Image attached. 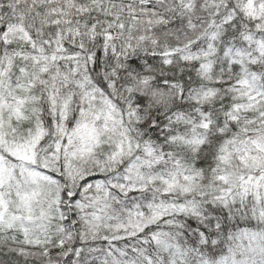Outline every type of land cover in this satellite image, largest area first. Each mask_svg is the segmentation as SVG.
Listing matches in <instances>:
<instances>
[{
	"label": "snow or ice",
	"instance_id": "obj_1",
	"mask_svg": "<svg viewBox=\"0 0 264 264\" xmlns=\"http://www.w3.org/2000/svg\"><path fill=\"white\" fill-rule=\"evenodd\" d=\"M0 264H264V0H0Z\"/></svg>",
	"mask_w": 264,
	"mask_h": 264
},
{
	"label": "trees",
	"instance_id": "obj_2",
	"mask_svg": "<svg viewBox=\"0 0 264 264\" xmlns=\"http://www.w3.org/2000/svg\"><path fill=\"white\" fill-rule=\"evenodd\" d=\"M242 226V225H241Z\"/></svg>",
	"mask_w": 264,
	"mask_h": 264
}]
</instances>
